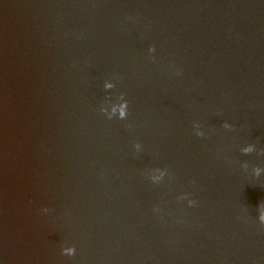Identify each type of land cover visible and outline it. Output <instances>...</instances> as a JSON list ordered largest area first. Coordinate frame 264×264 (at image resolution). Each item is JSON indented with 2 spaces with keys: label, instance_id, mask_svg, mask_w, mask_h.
Segmentation results:
<instances>
[{
  "label": "water",
  "instance_id": "water-1",
  "mask_svg": "<svg viewBox=\"0 0 264 264\" xmlns=\"http://www.w3.org/2000/svg\"><path fill=\"white\" fill-rule=\"evenodd\" d=\"M0 264H264V0H0Z\"/></svg>",
  "mask_w": 264,
  "mask_h": 264
}]
</instances>
